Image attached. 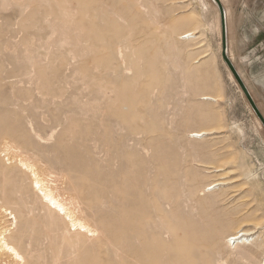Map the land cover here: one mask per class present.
I'll use <instances>...</instances> for the list:
<instances>
[{
    "label": "rangeland",
    "instance_id": "374dc122",
    "mask_svg": "<svg viewBox=\"0 0 264 264\" xmlns=\"http://www.w3.org/2000/svg\"><path fill=\"white\" fill-rule=\"evenodd\" d=\"M224 3L226 50L264 115V0ZM189 31L193 35L182 38ZM223 47L220 13L209 0H0V229L23 256L0 248V264H137L139 222L132 215L140 193L150 197L143 189L146 153L155 160V204L158 196L176 195V220H163L219 232L214 250L201 246L189 258L264 264V129L230 77ZM123 67L129 75L117 74ZM106 68L111 82L127 76L123 140L106 130L99 97ZM201 93L215 100H202ZM204 129L215 131L192 136ZM29 164L93 230L79 231L49 207ZM216 181L227 183L207 189ZM108 183L114 193L121 185V208L103 205ZM239 229L256 231L257 239L234 243L229 236ZM107 231L115 240L107 234L108 241Z\"/></svg>",
    "mask_w": 264,
    "mask_h": 264
},
{
    "label": "bare ground",
    "instance_id": "6f19581e",
    "mask_svg": "<svg viewBox=\"0 0 264 264\" xmlns=\"http://www.w3.org/2000/svg\"><path fill=\"white\" fill-rule=\"evenodd\" d=\"M136 1V0H135ZM141 1V0H140ZM211 3H212V5L218 10V12L220 13V10H219V7H218V5H217V3H216V1L215 0H209ZM221 2H222V4H223V6H224V10H225V18H226V32H227V35H226V43L227 42H229V39H228V32H230L228 29H229V14H228V9H227V7H226V5H225V3H224V0H220ZM144 4H142L141 3V7L143 6ZM145 6V5H144ZM137 7H139L140 8V4H139V6L137 5ZM97 9H99V8H97ZM104 9V8H103ZM102 9V10H103ZM138 9V8H137ZM138 10H140V9H138ZM97 11H99V10H97ZM104 11V10H103ZM106 12H108V11H106L105 10V16H106V14H108V13H106ZM140 12V11H139ZM145 12V11H144ZM100 14H101V10H100V12H99ZM141 13H143V12H141ZM103 15V14H102ZM117 15H121V14H117ZM104 16V17H105ZM119 17H121V16H119ZM220 18H221V15H220ZM119 20V19H118ZM117 21V20H116ZM219 22V21H218ZM118 23H119V21H118ZM221 30H222V22H221ZM117 34V33H116ZM230 34V33H229ZM183 35V34H182ZM193 35V32H191V31H189V32H187V33H185L184 35H183V37L182 38H185V37H189V36H192ZM116 36V35H115ZM112 37H114V36H112ZM120 37V36H119ZM119 37H117V38H119ZM116 38V37H115ZM122 39V38H121ZM124 40V39H123ZM123 40H121V41H123ZM127 40V39H126ZM126 40H125V42H126ZM222 40H223V35H222ZM114 41V40H113ZM112 42V41H111ZM116 42V41H115ZM117 43H118V41H117ZM122 42H120L119 44L121 45V46H123V44H121ZM124 43V42H123ZM127 44V43H126ZM126 44H125V46H126ZM229 44V43H228ZM115 45H117L116 43H114L113 44V46L115 47ZM112 46V45H111ZM117 46H119V45H117ZM226 46H227V44H226ZM119 48V47H118ZM121 48H123L124 49V47H121ZM126 48V47H125ZM113 49V48H112ZM116 51H117V49H115ZM112 53V52H111ZM118 53V52H117ZM116 53V54H117ZM227 54H229V57H230V59L232 58V56H230V53H229V50H228V52H227ZM118 55V54H117ZM117 55H116V57H117ZM203 57L204 56H206V54H204V55H202ZM109 57V56H108ZM118 58V57H117ZM119 58H120V60L118 61V63L120 62V61H122V63H123V51L121 52V50H120V48H119ZM111 60V59H110ZM109 60V61H110ZM115 60H117V59H115ZM231 60H233V58L231 59ZM101 62V61H100ZM103 62V61H102ZM125 62V61H124ZM233 62V61H232ZM96 63V62H95ZM234 63V62H233ZM98 64V63H97ZM105 64V63H104ZM101 65V64H100ZM109 65V63L107 64V66ZM227 65V64H226ZM235 65V64H234ZM110 67H111V64L109 65ZM108 66V67H109ZM122 66V65H121ZM104 67H106V66H104ZM109 67V68H110ZM120 67V66H119ZM124 67H126V66H124ZM124 67L123 68H119L120 70H119V72L117 73V74H119V75H124V74H128L129 73V69H127V68H125L124 69ZM228 67V66H227ZM235 67H236V65H235ZM109 68H106L105 69V71L107 70V69H109ZM112 68H114L113 66H112ZM117 68V67H116ZM131 69V68H130ZM228 69H229V67H228ZM236 69L238 70V72L240 73V75L242 76V78H243V75H242V73H241V71H240V69L238 68V67H236ZM132 70V69H131ZM230 70V69H229ZM104 71V74L103 75H105L106 74V72H108V78H107V76L105 75L104 76V78H105V80H107V83H106V85H104L105 86V89L103 90V96H99V97H102V99L101 100H103V102H104V109H103V113H104V117H105V119H106V130H107V132H108V134L110 133V132H115L118 136L119 135H122L123 134V132L126 130V129H128L129 128V126L128 125H126L127 123H125V122H127L126 120V117H125V111L127 110V109H129V107H130V103L129 104H127V101H123V99L122 98H124V94H128V91H127V93H124V91H126V86H124L125 84H124V80L127 78V76H125L126 78L124 79V80H122V81H118V82H116V83H114V82H111L112 81V79L110 78L111 77V71L109 72V71H106L105 72ZM116 71H118L117 69H116ZM138 72H140V71H138ZM132 73V72H131ZM130 74V73H129ZM128 74V75H129ZM139 74V73H138ZM138 74H135V75H138ZM230 74H231V78H233V80H235V78H234V76H233V74H232V72H231V70H230ZM132 76V75H131ZM131 76H128V77H131ZM134 76V75H133ZM116 78H117V76H116ZM124 78V77H123ZM137 78V77H136ZM111 79V81H109ZM114 80H115V78H113ZM113 80V81H114ZM118 80H120V78L118 79ZM128 80V79H127ZM131 80H132V78H131ZM131 80L129 81V82H131ZM243 80H244V78H243ZM126 81V80H125ZM134 81V80H133ZM132 81V82H133ZM127 82V81H126ZM129 82H128V84H129ZM235 82L237 83V81L235 80ZM244 82H245V80H244ZM246 83V82H245ZM103 84H105V83H103ZM103 84H101L102 86H101V88L103 87ZM132 84V83H131ZM238 84V83H237ZM127 85V84H126ZM247 85V84H246ZM239 86V85H238ZM128 87L129 86H127V89H128ZM247 87H248V85H247ZM124 88V89H123ZM239 88H240V86H239ZM64 89V88H63ZM248 89H249V87H248ZM240 90L242 91V89L240 88ZM101 91V90H100ZM249 91H250V89H249ZM243 92V91H242ZM100 93V92H99ZM250 93H251V91H250ZM244 94V93H243ZM251 95H252V93H251ZM253 96V95H252ZM56 97V96H55ZM125 97H127V96H125ZM246 97V96H245ZM54 98V97H53ZM202 100H215V97H213V96H211L210 94H207V93H201V97H200ZM254 98V97H253ZM127 99V98H126ZM125 99V100H126ZM101 100H100V102H101ZM217 100V99H216ZM255 100V99H254ZM52 101V100H51ZM115 102V103H114ZM97 103H99V102H97ZM53 105V104H52ZM55 105V104H54ZM258 105V104H257ZM259 107V106H258ZM8 108V107H7ZM103 108V107H102ZM3 110V109H2ZM21 110V109H20ZM6 111H8V110H6ZM99 113V112H98ZM2 114V113H1ZM89 115V114H88ZM8 116V115H7ZM94 117V116H93ZM96 118V117H95ZM101 120V119H100ZM128 121H129V119H128ZM258 123H259V125L264 129V126L262 125V122L260 121V119L258 118ZM2 122H4V121H2ZM2 122H0V124L2 123ZM102 122H103V120H102ZM5 123H6V120H5ZM128 123H130V122H128ZM7 124V123H6ZM32 125V124H31ZM2 125H0V127H1ZM4 126H6V125H4ZM9 126H10V124H9ZM8 125L6 126V129H7V127H9ZM104 126V125H103ZM128 126V127H127ZM12 127H13V125H12ZM16 126H14L13 128H15ZM4 128V127H3ZM5 129V128H4ZM131 129V128H130ZM193 132H194V130H192ZM191 131V132H192ZM209 131V132H208ZM208 131H205V129L204 130H201V131H198V132H194V134L192 135V136H194V137H202V136H204L205 134H211V132H210V130H208ZM215 130H213V132H214ZM127 132H128V130H127ZM190 132V133H191ZM212 132V133H213ZM126 133V132H125ZM134 133V132H133ZM133 134H132V131H131V136H132ZM123 136L124 135H122L121 137H122V139L121 140H123ZM124 137H126V135L124 136ZM130 137V136H129ZM134 137H135V135H134ZM133 138V137H132ZM92 139H94V138H92ZM130 140V139H129ZM129 140H127L126 141V139L124 138V141H122L123 142V145L126 143V146L128 145V141ZM135 140V139H134ZM137 140H140V138L139 139H137ZM137 140H136V142H137ZM152 140V139H151ZM10 143V142H9ZM135 143V142H134ZM133 143V144H134ZM133 144H130V145H132L133 146ZM8 145V144H7ZM135 145V144H134ZM9 147V146H8ZM129 147V146H128ZM132 148V147H131ZM144 148V147H143ZM148 148V147H147ZM145 150V149H144ZM149 152V151H148ZM145 153V152H144ZM147 154V153H146ZM146 154H145V157H144V162L146 163V161H147V163L145 164V166H144V169H145V171L143 172L144 174H145V177H146V183L144 184V188L143 189H145L144 191H146V192H150V195H148V196H150V197H147V199H146V201L145 200H143V199H145V198H143L142 199V196H143V194L141 195V193H140V196L138 197L137 195H134L135 196V198H136V196L138 197V202H136V203H134L133 202V200H132V204L134 203L135 205H134V208H135V210H137V214H133L132 216L134 217V215H135V217H137L138 219H137V222H139V226L136 228V229H138V230H136V234H137V231H138V235H137V237H136V241H137V244H136V248H137V252H136V255H137V258L138 259H136L137 260V264H199L198 262L200 261V262H203V263H205L204 262V257H201L200 258V260L199 261H197L196 259H194V256H193V258H189V255H195L196 253H197V251H199V249H197L198 247L199 248H201V246H203V248H205V249H207V252H208V249H210V251L211 250H214V248H215V246H216V244H217V237H218V235H219V232L217 231V229L215 228V227H210V228H200V229H197L196 227H194V225H193V223L191 222V221H188V220H186V221H184V222H187L186 224L187 225H183V223L182 224H180V225H182L183 227H178V226H180L178 223H177V221H176V224L178 225L177 227H170L169 226V220L167 219L166 221L165 220H163L164 218H166V217H168V216H170V217H172V215L173 214H175L174 212H176V202H175V196L176 195H174V196H169V197H157V201H156V204H157V206H156V204H155V202H154V200L151 198V195L152 194H154V192H152V191H154V189H155V185H154V182H155V180H154V174H153V171H154V168L155 167H153L154 165H152L151 163L152 162H155V160L154 161H152L153 159V157H151V156H149V158H147L146 157ZM159 154V153H158ZM161 154V156H162V152L160 153ZM159 154V155H160ZM151 155V154H150ZM153 155V154H152ZM151 157V158H150ZM163 157V156H162ZM17 158V157H16ZM118 158V157H117ZM155 158V157H154ZM156 159H157V157H156ZM159 159V158H158ZM164 159V158H163ZM110 160H114V159H112V158H110ZM160 160V159H159ZM22 161V160H21ZM109 161V160H108ZM118 161V160H117ZM111 162V161H110ZM113 162V161H112ZM121 162V161H120ZM166 162V161H165ZM22 163H25V162H22ZM113 163H115V161L113 162ZM113 163H111L112 165H114ZM118 163V162H117ZM161 163H162V161H161ZM110 163H108V165H109ZM163 164V163H162ZM135 165V164H134ZM140 165V164H139ZM29 166H32L31 164H29ZM110 166V165H109ZM108 166V167H109ZM115 167H116V164H115ZM120 167H121V164H120ZM138 167H140V166H138ZM32 168H33V170H34V175H35V179H36V183L39 185V186H41V188H43L46 192H47V195H48V197L47 198H49V199H47V202H48V205H49V207H51V209H53V210H55V211H57L58 213H61V214H66L70 219H71V221L73 222V224H74V226L76 227V228H79V231H80V229L81 228H83V229H86V231H87V229L89 230V232H90V230H93L92 228H91V226H90V224L88 223V221H85L84 219H82V218H80L78 215H77V211H74L73 210V207H71V206H69L68 205V203L67 202H63L60 198H58L57 196H56V194H54V192H53V189L49 186V185H47L48 183L47 182H45V180L43 179V178H41L39 175H38V173L35 171V169H34V167L32 166ZM110 168V167H109ZM108 168V169H109ZM112 169V168H111ZM110 169V172L112 171ZM114 169V168H113ZM120 169V168H119ZM218 170V169H217ZM109 172V173H110ZM112 174H114L113 172H111ZM110 175L111 174H107V176H109L108 177V179L110 180L111 178H110ZM117 176L119 175V174H116ZM128 175V174H127ZM114 175H112V177H113ZM118 177H121V180H122V176L121 175H119ZM135 177V176H134ZM114 178V177H113ZM117 178V177H116ZM124 178V177H123ZM131 178V177H130ZM107 179V180H108ZM105 180V179H104ZM103 180V181H104ZM106 180V181H107ZM114 181H115V179H113ZM117 181H118V178L116 179ZM133 180V179H132ZM131 181V180H130ZM99 182V181H98ZM120 182V184L121 183H123V182H121V181H119ZM217 183H211V184H209L208 186H207V189H214L215 187H217V186H219V185H225L226 183L225 182H222V181H216ZM95 183V182H94ZM128 183V182H127ZM229 183V182H228ZM92 184V183H91ZM90 184V185H91ZM96 185V184H95ZM100 185V184H99ZM110 184L108 183L107 184V186H106V196L107 197H105L104 199H106V200H104V204L103 205H105V206H107V207H109V208H113V209H116L118 206L121 208L122 206H124V204H126V200H125V198H124V196L122 195V192H121V185H119L118 184V187L120 188H118V189H116L115 190V193H114V191L111 189V187H112V185H110ZM115 185V184H114ZM123 186V185H122ZM130 186V185H129ZM134 186V185H133ZM97 187V186H96ZM184 187H186V184H181V186L179 187V189H182V188H184ZM93 188V187H92ZM123 188V187H122ZM126 189V188H125ZM124 189V190H125ZM134 189V188H133ZM128 190V189H127ZM130 190V189H129ZM140 190V189H139ZM183 190V189H182ZM186 190V189H185ZM184 190V191H185ZM90 191V190H89ZM94 191V190H93ZM104 191V192H105ZM123 191V190H122ZM126 191V190H125ZM138 191V190H137ZM141 191H143V190H141ZM187 191V190H186ZM185 191V192H186ZM225 190L223 189V192H224ZM58 192V191H57ZM97 192H98V190H97ZM97 192L95 193V195L97 194ZM130 192V191H129ZM139 192V191H138ZM185 192H183V193H185ZM128 193V192H127ZM131 193V192H130ZM135 193H137V192H135ZM144 193V192H143ZM178 193V192H177ZM149 194V193H148ZM59 195V194H58ZM94 195V194H93ZM100 195V193H98V196ZM128 195V194H127ZM126 195V196H127ZM131 195V194H130ZM146 195H147V193H146ZM155 195V194H154ZM178 195L180 196H183V194H182V191H180V194L178 193ZM60 196V195H59ZM97 196V195H96ZM95 196V197H96ZM105 196V195H104ZM125 196V197H126ZM129 196V195H128ZM183 197H185V196H183ZM100 198H101V196H100ZM134 198V197H133ZM155 198V197H154ZM76 199V198H75ZM181 199V198H180ZM94 200H95V198H94ZM127 200H131L130 198L129 199H127ZM179 200V199H178ZM182 200H183V198H182ZM76 201H77V199H76ZM78 202V201H77ZM96 202V201H95ZM98 202V201H97ZM131 202V201H130ZM129 202V203H130ZM147 202V203H146ZM93 203V202H92ZM96 204V203H95ZM94 203H93V205H95ZM128 204V203H127ZM131 204V203H130ZM130 204H128V206L127 207H130L129 205ZM131 204V205H132ZM182 204V203H181ZM185 205V204H184ZM189 205V204H188ZM111 206V207H110ZM126 206V205H125ZM80 207V206H79ZM84 207V206H83ZM177 207H179V206H177ZM182 207V206H181ZM186 207V206H185ZM188 207V206H187ZM88 208V207H87ZM100 208V207H99ZM132 208H133V206H132ZM131 208V209H132ZM190 208V207H189ZM188 208V209H189ZM94 209V208H93ZM186 209V208H185ZM87 210V209H86ZM91 210V209H90ZM89 211V210H88ZM95 211V210H94ZM180 211V210H179ZM192 211H194L193 209H192ZM191 211V212H192ZM133 212H135V211H133ZM87 213V212H86ZM136 213V212H135ZM188 213V212H187ZM177 214V213H176ZM130 215V214H129ZM129 215H127L124 219L127 221H123L122 222V224H125V223H127L128 224V220H129ZM191 215V214H190ZM202 215V214H201ZM193 216V215H192ZM157 217V218H156ZM169 217V218H170ZM179 217V216H178ZM173 219L175 218V217H172ZM192 218V217H191ZM134 219V218H133ZM132 219V220H133ZM158 219V220H157ZM187 219V218H186ZM131 220V219H130ZM170 220L171 221H173L171 218H170ZM175 220H176V218H175ZM177 220H179V219H177ZM136 222V223H137ZM175 222V221H174ZM173 222V223H174ZM175 224V225H176ZM131 225V224H130ZM136 225V224H135ZM174 225V226H175ZM122 226V225H121ZM132 226V225H131ZM186 227L188 228L187 230H186ZM118 228V227H117ZM258 228V227H257ZM119 229V228H118ZM121 229V228H120ZM126 229V228H125ZM109 230H111V229H109ZM112 230H114V229H112ZM112 230H111V232H112ZM3 231H4V229H3ZM3 231L0 229V248H2L3 250H5V251H7V252H9L11 255H14V257H15V259H23V256L22 255H20V253H19V251L17 250V248L15 247V246H13V245H11V244H9V243H7L1 236H2V234H3ZM82 231H84V230H82ZM115 231V230H114ZM123 231V230H122ZM130 231H131V229H130ZM5 232V231H4ZM127 232V231H126ZM255 232L256 231H254V230H252V229H250V230H248V229H239V230H237L235 233H232V234H230V236H229V238H231V240H233L234 241V243L236 242V244H238V245H249V244H252L253 242H254V240H255V236H254V234H255ZM98 233V232H97ZM108 233H110L109 231H107V233H106V237H108L107 236V234ZM112 233H114V232H112ZM121 233V232H120ZM129 233V232H128ZM117 234V233H116ZM130 234V233H129ZM102 235V234H101ZM108 235H112V237L114 238V236H113V234H108ZM114 235H115V233H114ZM125 235L126 236H128L127 235V233H125ZM134 235V234H133ZM132 235V236H133ZM99 236V235H98ZM103 237H105V234L103 233V235H102V239H104ZM118 237V236H117ZM121 237V236H120ZM258 237V236H257ZM109 238V237H108ZM115 238H116V235H115ZM115 238H114V240H115ZM135 238V237H134ZM257 239V238H256ZM107 241V239H104L103 240V242H106ZM114 240H112L113 242H114V244H115V241ZM127 239H125L124 241H126ZM108 241H111V238H109V240ZM107 241V242H108ZM133 241H134V239H133ZM136 241H135V243H136ZM116 242H117V240H116ZM110 245H112L110 242H108ZM233 243V244H234ZM103 244H105V243H103ZM113 244V245H114ZM127 244V243H126ZM130 244V243H129ZM134 244V243H133ZM186 245H188V246H191L190 247V249H185L184 248V246H186ZM109 246V245H108ZM107 246V247H108ZM127 246H128V244H127ZM134 246V245H133ZM102 248V247H101ZM105 248V247H104ZM115 249V248H114ZM113 249V250H114ZM106 250V249H105ZM116 250V249H115ZM114 250V251H115ZM108 251V250H107ZM110 251V250H109ZM119 251V250H118ZM122 251V250H121ZM134 251H136V250H134ZM116 252V251H115ZM114 252V254H116ZM206 252V253H207ZM122 253H125V252H122ZM201 253H202V250H201ZM204 253V252H203ZM118 254V253H117ZM121 255V254H120ZM119 255V256H120ZM131 256V255H130ZM201 256H205L204 254L203 255H201ZM210 256V255H209ZM121 257V256H120ZM126 257V256H125ZM134 257H135V255H134ZM198 257V256H197ZM213 256H211V258H212ZM214 258V257H213ZM194 259V260H193ZM215 259V258H214ZM217 259V258H216ZM19 260H17V261H19ZM116 260H117V258H116ZM118 261V260H117ZM206 261V260H205ZM220 261V260H219ZM130 262H131V259H130ZM207 262H209V260L207 261ZM121 264V263H120Z\"/></svg>",
    "mask_w": 264,
    "mask_h": 264
},
{
    "label": "water",
    "instance_id": "95a60500",
    "mask_svg": "<svg viewBox=\"0 0 264 264\" xmlns=\"http://www.w3.org/2000/svg\"><path fill=\"white\" fill-rule=\"evenodd\" d=\"M219 10H220V15H221V22H222V35H223V58L225 60V63L227 64V66L229 67V69L231 70L235 80L237 81L238 85L240 86V88L242 89L244 95L246 96L248 102L250 103V105L252 106L253 110L256 112V114L258 115L260 121L262 122V124L264 125V115L262 114V112L260 111L256 101L254 100L253 96L251 95L246 83L244 82L242 76L240 75V73L238 72V70L236 69L234 63L232 62V60L230 59L229 55L227 54V50H226V18H225V10H224V6L222 4V2L220 0H215Z\"/></svg>",
    "mask_w": 264,
    "mask_h": 264
}]
</instances>
